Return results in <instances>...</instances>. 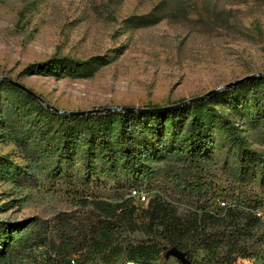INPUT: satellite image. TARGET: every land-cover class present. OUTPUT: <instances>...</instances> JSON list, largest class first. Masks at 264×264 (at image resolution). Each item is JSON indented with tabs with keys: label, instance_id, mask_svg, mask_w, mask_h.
I'll return each instance as SVG.
<instances>
[{
	"label": "rangeland",
	"instance_id": "374dc122",
	"mask_svg": "<svg viewBox=\"0 0 264 264\" xmlns=\"http://www.w3.org/2000/svg\"><path fill=\"white\" fill-rule=\"evenodd\" d=\"M159 1H0V76L19 80L57 108L77 111L166 107L243 76L264 72V0H182L184 8L179 14L148 27L130 26L133 17L156 13ZM56 55L81 61L100 59L104 63L94 64L92 74L89 70L64 77L50 72L23 74L25 66ZM259 92L254 86L238 84L213 93L210 105L202 103L204 99L193 102L197 104V116L211 127L217 141L211 149L214 157L204 164L209 182L220 188L214 207H224V211L239 204L230 195L239 171L233 151L222 145L226 135L219 120H230L240 129L247 146L264 159V123L253 122L254 109L240 104L259 96ZM21 98L19 89L0 87V157L6 162L0 174V220L13 227L35 218L52 219L62 211L81 207L79 196L70 186L53 188L50 181L52 168L59 163L66 166L65 160L60 162L58 154L50 151L52 145L41 130L51 117L40 118L34 106L21 104ZM46 109L49 115L57 113ZM52 119L56 129L60 119ZM119 124L115 118L102 121L115 147ZM166 126L163 136L152 120L144 119L143 134L136 131L134 135L166 145L173 127L171 120ZM87 149L80 146L74 161L67 164L71 173L83 172ZM148 164L155 165L158 178L151 184L153 190L146 186L140 189L150 198L156 193L168 195L174 190L170 188L176 184L177 174L183 172L180 163L173 158ZM98 175L105 182L93 185L90 191L117 202L116 191L110 186L114 182L107 174ZM259 180L246 186L264 198V182ZM177 204L180 211L188 207L186 202ZM241 227L247 230L249 226L245 223ZM232 230L228 228V232ZM251 233L239 238L243 250L233 253L229 259L232 264H264V219ZM141 235L132 234L138 238ZM205 255L207 252L201 249L195 257L202 259ZM45 260V250L40 248L25 262L44 264ZM150 264L182 263L172 256L168 261L159 258Z\"/></svg>",
	"mask_w": 264,
	"mask_h": 264
},
{
	"label": "trees",
	"instance_id": "16d2710c",
	"mask_svg": "<svg viewBox=\"0 0 264 264\" xmlns=\"http://www.w3.org/2000/svg\"><path fill=\"white\" fill-rule=\"evenodd\" d=\"M159 2L156 13L133 17L130 26L155 25L179 14L184 8L182 0ZM97 63L104 62L56 55L25 66L23 74L50 72L64 77L88 70L92 74ZM241 84L260 89L259 96L254 95L240 104L254 109L253 122L264 123V75L245 79ZM1 86L4 89L17 88L3 81H0ZM20 92L24 107L34 106L40 118L51 117L42 124L41 130L48 145H52L50 151L58 154L60 162H66V166L59 163L49 171L53 188L70 186L79 196L81 207L75 211H62L52 219L39 221L35 218L14 227L0 220V264H26L25 261L40 248L45 250L44 264H150L159 258L168 261L172 256L167 257V253L173 247L187 253L189 264H232L229 259L233 253L243 250L239 238L252 234L251 229L262 223L264 198L248 189L246 184L257 178L264 182V159L247 146L240 129L230 120H219V124L226 135L223 147L232 150L236 157L239 173L230 195L239 204L224 211V207H214L213 200L216 201L220 188L209 182V172L204 164L205 160L214 157L211 149L217 141L211 127L197 116V104L151 113L106 111L69 116L51 112L49 115L43 102L27 92ZM213 100L214 97L210 96L202 103L210 105ZM53 117L60 119L56 129ZM112 118L120 123L117 147L102 126V121ZM144 119L152 120L163 136H166V123L171 120L169 144L138 139L139 134L134 133L143 134ZM80 146L88 148L83 155V172L71 173L67 164L74 161ZM173 158L183 168V172L177 174L176 184L170 188L174 190L167 196L156 193L147 206L136 204L132 194L145 192L140 189L143 186L153 190L151 184L158 178L157 168L148 161ZM5 164L0 157V174H3L1 168ZM98 173L107 174L114 182L110 186L116 191L117 202L105 200L90 191L93 185L105 182ZM179 202L188 203V207L180 211ZM257 211L262 212L261 217ZM245 223L249 226L247 230L241 227ZM228 228L234 230L228 232ZM16 231L18 234L13 237ZM135 232H142L141 237L132 236ZM201 249L207 255L197 259L196 253Z\"/></svg>",
	"mask_w": 264,
	"mask_h": 264
},
{
	"label": "water",
	"instance_id": "95a60500",
	"mask_svg": "<svg viewBox=\"0 0 264 264\" xmlns=\"http://www.w3.org/2000/svg\"><path fill=\"white\" fill-rule=\"evenodd\" d=\"M259 75H264V72H259V73L243 76V78L238 79L236 81H232V82H228L227 84L219 85V86L213 88L211 91H208V92L204 93L203 95L197 96V98L185 100V101H182V103L169 105L166 107L144 108V107H138V106H135V107L120 106V107L93 108V109H89V110H77V111H68V110H64V109H61L59 107L57 108V107L53 106L46 99H44L43 97H41L40 95L35 93L30 87H28L27 85L25 86L19 80H16L11 76L10 77L0 76V81L7 82L9 84H13L14 86L19 88L20 90L24 91L25 93L27 92L30 95H32L33 97L39 99L41 102L44 103V105L46 107L52 109L53 111H55L57 113L59 112V113L69 115V116H73V115L83 116V115H88L89 113H104L106 111H111V112L129 111V112H141V113L164 112L168 109H172V108H176V107H182V105L191 104L197 100L206 99L207 97L213 95V93H215L221 89H227L230 86L238 85V84L242 83L243 80H245V79L251 78L253 76H259ZM171 256L175 257L182 264H189L190 263V260L187 256V253H185V252H183V251H181L175 247L171 248L169 250V252L167 253V257H171Z\"/></svg>",
	"mask_w": 264,
	"mask_h": 264
},
{
	"label": "built area",
	"instance_id": "2783aa9c",
	"mask_svg": "<svg viewBox=\"0 0 264 264\" xmlns=\"http://www.w3.org/2000/svg\"><path fill=\"white\" fill-rule=\"evenodd\" d=\"M132 196L135 199L136 204L139 203V204L147 206V204L150 200V197H149L148 193H146V192H140L138 194H132ZM256 214L260 217L262 216V212H260V211H257ZM127 264H133V263L128 262Z\"/></svg>",
	"mask_w": 264,
	"mask_h": 264
},
{
	"label": "bare ground",
	"instance_id": "6f19581e",
	"mask_svg": "<svg viewBox=\"0 0 264 264\" xmlns=\"http://www.w3.org/2000/svg\"><path fill=\"white\" fill-rule=\"evenodd\" d=\"M134 194H138V192H137V191H135V192H134Z\"/></svg>",
	"mask_w": 264,
	"mask_h": 264
}]
</instances>
